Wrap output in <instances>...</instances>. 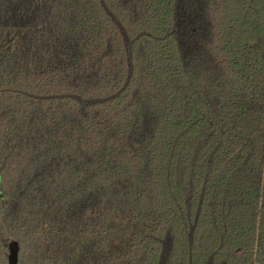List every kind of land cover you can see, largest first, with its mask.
Segmentation results:
<instances>
[{
    "label": "trees",
    "instance_id": "obj_1",
    "mask_svg": "<svg viewBox=\"0 0 264 264\" xmlns=\"http://www.w3.org/2000/svg\"><path fill=\"white\" fill-rule=\"evenodd\" d=\"M264 264V0H0V264Z\"/></svg>",
    "mask_w": 264,
    "mask_h": 264
},
{
    "label": "water",
    "instance_id": "obj_2",
    "mask_svg": "<svg viewBox=\"0 0 264 264\" xmlns=\"http://www.w3.org/2000/svg\"><path fill=\"white\" fill-rule=\"evenodd\" d=\"M18 253L19 249L17 245H11V252L9 256V264H18Z\"/></svg>",
    "mask_w": 264,
    "mask_h": 264
}]
</instances>
